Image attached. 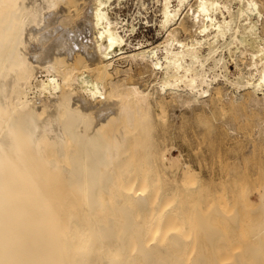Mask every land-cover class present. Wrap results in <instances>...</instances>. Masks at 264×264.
Instances as JSON below:
<instances>
[{
  "label": "bare ground",
  "instance_id": "bare-ground-1",
  "mask_svg": "<svg viewBox=\"0 0 264 264\" xmlns=\"http://www.w3.org/2000/svg\"><path fill=\"white\" fill-rule=\"evenodd\" d=\"M130 1L0 0V264H242L194 249L175 188L164 189L180 163L160 129L174 117L168 102L264 113L263 7L151 0L150 19L140 0L129 20ZM141 24L163 40H138ZM123 63L150 69L157 87ZM181 168L183 181L195 178ZM258 198L264 217V188ZM253 230L258 254L264 220Z\"/></svg>",
  "mask_w": 264,
  "mask_h": 264
},
{
  "label": "rangeland",
  "instance_id": "rangeland-1",
  "mask_svg": "<svg viewBox=\"0 0 264 264\" xmlns=\"http://www.w3.org/2000/svg\"><path fill=\"white\" fill-rule=\"evenodd\" d=\"M138 1L140 0L130 1L128 8L124 9L122 13L124 18L132 20V16L137 14L139 8ZM145 1L147 4H150V7H153L151 0ZM260 4L264 10V0H260ZM155 11L156 7L149 10L148 17L150 19L159 18V13L155 16ZM161 34L157 31L156 26L151 27L141 24L138 27L137 38L143 41L149 40L154 45H158L163 40V34ZM134 42L136 43L137 41ZM122 65L123 70L133 67L131 74L134 75V80H138H135L136 82H140L144 86L146 84L150 85V88L157 87V80L151 74L150 69L135 65L129 66L128 63H123ZM230 69L233 73L236 72L234 66H231ZM166 105L165 110H167L170 116L173 115L174 117L171 118L172 121L170 120L169 124L165 125L166 127H161V136H163L161 143L164 142V146L174 147V151L172 152L178 158L180 164L179 171L175 175L170 174L165 178L164 189L166 193H171L175 188L176 192L174 193L177 194V205L180 212H182L180 216L182 217L183 215L181 219L184 220L188 228L190 226L189 223L192 226L189 228L188 233L191 232L190 238H192V241L195 236L196 240L193 242L194 249L198 248L201 244H203V247L207 246V249H209L208 253L204 252L207 250L206 247V250L202 252V245L199 247V250L203 256L204 253L208 256L210 262L212 260L214 262L215 258L216 261H224L227 258L230 261H234L240 258L239 261L242 264H264V250L262 247L260 248L261 253H258L260 255L258 257L257 247L259 248V246L257 244L259 242L257 236L253 234V228L256 227V224L258 225V223L264 220V217L258 211L256 212L259 204L258 197L260 191L264 188V138L254 139L257 119L264 118V113L256 110L249 111L246 107L242 106L238 107L242 111H238L226 105L225 107H216L212 114L202 110L204 113L206 112L204 116L201 110L192 111L181 107L177 103L168 102ZM173 110L175 113L172 112ZM207 113L208 116L206 115ZM240 115H243L242 119ZM227 123L234 128L233 134L229 131ZM173 125H175V129ZM164 138L165 141L163 140ZM183 162L190 163L193 166L197 172L195 175L198 176H195L196 179L193 177L188 182L183 181V174H181ZM166 189L169 190L167 191ZM194 210L195 212L193 213L195 214L192 213ZM261 216L263 217L262 219ZM188 217H191L189 219L192 222L186 219ZM208 217H210L211 221ZM195 220L198 222L197 224ZM193 221L195 225H193ZM201 224L205 226H201ZM201 227H206V231ZM209 230L211 232L216 231V234L219 232L217 235L220 236L221 242L218 243L219 237L216 236L215 232L213 234L209 233ZM203 231H205V234ZM198 236H201V238ZM222 239L225 242L222 243ZM256 239L257 241L255 242ZM233 243H235L234 246ZM197 244L199 245L198 247ZM211 244L214 246H210ZM231 245L235 249H232ZM249 247L254 253L256 252V255L252 253L253 251H250L251 249L249 250ZM253 247L256 248V251ZM196 250H194L196 254H201V252L197 253L199 251ZM211 251L214 252V255H212ZM234 254H238V257Z\"/></svg>",
  "mask_w": 264,
  "mask_h": 264
}]
</instances>
